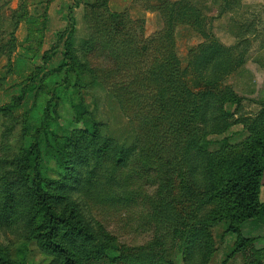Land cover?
Wrapping results in <instances>:
<instances>
[{"label": "rangeland", "instance_id": "374dc122", "mask_svg": "<svg viewBox=\"0 0 264 264\" xmlns=\"http://www.w3.org/2000/svg\"><path fill=\"white\" fill-rule=\"evenodd\" d=\"M92 3L0 0V264H264V217L232 223L214 197L264 132V0Z\"/></svg>", "mask_w": 264, "mask_h": 264}, {"label": "trees", "instance_id": "16d2710c", "mask_svg": "<svg viewBox=\"0 0 264 264\" xmlns=\"http://www.w3.org/2000/svg\"><path fill=\"white\" fill-rule=\"evenodd\" d=\"M107 1L109 0H94L95 3H92L89 8L97 9L104 8L107 10ZM49 2V1H48ZM98 3V4H97ZM178 4L172 5L171 13L178 12L176 6ZM181 5V4H179ZM186 11L182 10L184 14ZM28 13L20 20L16 22L17 28L18 24L22 21L27 20ZM183 16V15H182ZM172 17V15H171ZM37 21L34 19L30 21L29 24L31 26V35H30V44L34 36V33L37 32L40 28L36 29V26L39 27L41 24L36 23ZM44 28V26H42ZM36 29V30H34ZM41 32V31H39ZM69 36V37H68ZM67 42L72 43V35L68 34ZM92 36V34H91ZM89 39H92L90 37ZM88 41V40H87ZM73 45V43L71 44ZM15 49V39L12 47V53ZM34 49V48H33ZM89 65V62H88ZM64 70H56L49 73V80L55 84L54 87L58 88L61 83L64 82ZM33 75V74H32ZM92 77L93 74H91ZM4 80V77L0 78V83ZM54 81V82H53ZM60 81V82H59ZM208 85H212V82L218 81H209L207 79H202ZM175 85L177 89H182V87H186L182 84L180 79L175 80ZM58 86V87H57ZM60 88V87H59ZM21 101V99L19 98ZM19 100H14L15 104L19 103ZM14 104V107H15ZM10 106V105H9ZM8 105L4 106V108L0 109L2 111H6L7 109H11ZM264 160V132L258 135L252 143L246 147V149L242 152L234 154L231 158L226 159L222 162L220 168L224 171L227 177L223 180V184L215 188L214 197L217 199H226L227 207L223 213V218H230L232 223L238 224L242 221H246L254 218H263L264 217V204H262L259 200L260 194V182L263 173V163ZM212 222H217V219L214 218ZM243 245H249L251 242L249 241H241Z\"/></svg>", "mask_w": 264, "mask_h": 264}, {"label": "crops", "instance_id": "0c3cea01", "mask_svg": "<svg viewBox=\"0 0 264 264\" xmlns=\"http://www.w3.org/2000/svg\"><path fill=\"white\" fill-rule=\"evenodd\" d=\"M43 14L44 13L41 12L40 15L39 14L32 15L28 11L27 20L20 22L14 31L15 49H14L13 53L11 54V55L14 54V59H11V64H14V67H15L14 68V75H15L16 79L19 80V81H17L14 78V81H17L16 85L14 86L16 89L14 91V95L15 94L18 95V94L22 93V88L24 87L23 86L24 82L28 81L31 78L33 71L36 68V65L32 59H33L34 55L37 54V52H34V49L31 47V44H30V35H31V31H32V29H31L32 25H30L29 22L31 21V19L38 20V17L40 16V18H41L43 16ZM45 14L47 15V21L46 22L48 23V9L45 11ZM83 18H84V14L82 15V19ZM47 23H46V27H45V32L47 31V25H48ZM23 27H24V36L22 37L21 41H19V39L17 37L18 32ZM58 34L59 33H57V35H56L57 38H58ZM72 40H76L75 34H74ZM40 50H41V48H40ZM40 50H39V52H40ZM19 51H20V53H19ZM2 76L4 77V80L1 83L3 86L4 82L6 81V78L8 81L9 76L8 75H6V76L2 75ZM26 95L28 96L27 93H26ZM27 102L28 101H25V99H24L22 104H26ZM9 103L10 102H7V103L1 105L0 107L8 105Z\"/></svg>", "mask_w": 264, "mask_h": 264}]
</instances>
